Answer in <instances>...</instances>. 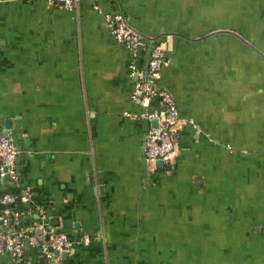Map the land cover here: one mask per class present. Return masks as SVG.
Masks as SVG:
<instances>
[{"label":"crops","instance_id":"1","mask_svg":"<svg viewBox=\"0 0 264 264\" xmlns=\"http://www.w3.org/2000/svg\"><path fill=\"white\" fill-rule=\"evenodd\" d=\"M117 13L166 43L158 84L184 125L163 168ZM1 133L17 153L0 223L65 235L64 264H264V0H0ZM24 244L0 264H46Z\"/></svg>","mask_w":264,"mask_h":264},{"label":"built area","instance_id":"2","mask_svg":"<svg viewBox=\"0 0 264 264\" xmlns=\"http://www.w3.org/2000/svg\"><path fill=\"white\" fill-rule=\"evenodd\" d=\"M75 0H46L49 5L63 3L64 8L72 11ZM107 26L114 38L130 47L136 56L146 51L143 65L136 62L130 65L131 76L134 80L133 99L143 107H148L153 99H157L158 108L148 110L144 117L156 120V126H151L147 133L144 153L149 163L155 164L161 160L163 164L175 153L177 147V132L184 125V120L179 117L178 109L172 94L158 84L161 68L166 64L165 41L147 42V40L126 21L122 14H113L106 19ZM164 44V46H163ZM141 49V51H137ZM139 52V53H138ZM16 148L10 136L0 134V177L10 176L14 178V159ZM10 194H2L0 202L7 205L14 201ZM28 199L24 195L20 198ZM12 217V218H11ZM45 240L44 234L37 229L30 232L20 226V213L12 212L2 218L0 223V252L9 253L14 259H20L23 255L24 243L31 246L40 245L46 257V264H64L60 258L61 253L67 252L73 242L63 234L52 233ZM83 242H88L89 237L84 235Z\"/></svg>","mask_w":264,"mask_h":264},{"label":"water","instance_id":"3","mask_svg":"<svg viewBox=\"0 0 264 264\" xmlns=\"http://www.w3.org/2000/svg\"><path fill=\"white\" fill-rule=\"evenodd\" d=\"M56 4L58 6H60V7H63L64 6L63 3H56ZM163 46H164V44H163ZM151 123H152V126H156V120H152ZM8 124H10V122L9 121H6L5 122V126L8 127L7 126ZM155 166H156V168H163L164 164H163V162L161 160H158V161L155 162Z\"/></svg>","mask_w":264,"mask_h":264},{"label":"trees","instance_id":"4","mask_svg":"<svg viewBox=\"0 0 264 264\" xmlns=\"http://www.w3.org/2000/svg\"><path fill=\"white\" fill-rule=\"evenodd\" d=\"M155 43V42H154ZM150 44H153L152 42H150ZM142 53H143V51H142ZM146 53V51H144V54ZM143 62V61H142ZM142 65H143V63H142Z\"/></svg>","mask_w":264,"mask_h":264}]
</instances>
